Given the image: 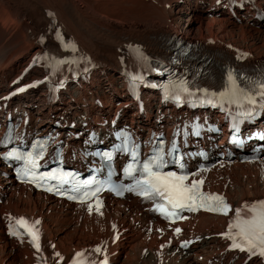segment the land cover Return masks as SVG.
<instances>
[{"label": "bare ground", "instance_id": "6f19581e", "mask_svg": "<svg viewBox=\"0 0 264 264\" xmlns=\"http://www.w3.org/2000/svg\"><path fill=\"white\" fill-rule=\"evenodd\" d=\"M225 1L0 0V106L30 104L40 122L37 126L52 122L50 104L37 108L36 94H32L46 78L47 70L42 68L48 62L40 61L46 48L43 41L51 50L58 49L60 40L74 45L75 51L65 47L63 58H77L76 71L91 66L88 74H79L75 81L68 80L74 75L73 66L63 67L69 84L64 95L81 119L86 104L93 117L97 111L110 114L117 101L114 112L122 116L131 112L133 106L124 93V87L131 85L127 72L134 66L130 54L141 51L156 59L171 37L198 43L190 36L230 43L238 38L242 47L202 42L198 48L208 60L206 68L221 85L225 57L244 53L264 62V20L250 17L255 15L252 6L264 15V0H237L249 4L233 16ZM184 16H188L185 21ZM191 16L196 26L180 25ZM19 88L25 93L16 96ZM147 94L145 109L150 111L156 96ZM143 122H148L147 117ZM196 177L205 191L227 197L234 206L264 199V151L253 161L220 160ZM0 199V264H67L75 251L97 248L111 264H262L244 253L228 252L229 242L223 235L227 223L222 217L199 213L170 226L153 218L147 208L107 196L99 212L93 207L89 212L88 205L68 204L16 184L1 162ZM18 218L39 221V252L30 237L13 239L6 234Z\"/></svg>", "mask_w": 264, "mask_h": 264}, {"label": "snow or ice", "instance_id": "6c2138e0", "mask_svg": "<svg viewBox=\"0 0 264 264\" xmlns=\"http://www.w3.org/2000/svg\"><path fill=\"white\" fill-rule=\"evenodd\" d=\"M51 15V14H50ZM59 35V34H58ZM66 47L72 48L75 51L74 45H66ZM67 61H59L58 63H66ZM245 77L234 73L229 70L227 73L225 90L219 93H211V96L217 97L218 100L223 103L236 104L240 107L243 103L255 106L260 103L264 106V79L257 83L256 91H249L241 87L238 84V80H243ZM23 91V89H21ZM183 91L187 92L186 87ZM206 95H208L205 90ZM257 96L260 100H257ZM178 98V97H177ZM213 103V101H207ZM249 111L247 115H251ZM8 158H15L17 160L26 159V163L31 169L38 167L37 159L32 156V153H28L27 157H22L19 153L12 151L8 153ZM135 160V154L133 155ZM166 167V162L163 160L161 154H157L151 158L148 162L142 165V168L137 169L135 164L129 165L128 174L132 175L134 172L139 173V179H135L132 186L123 188L117 192L118 195H122L123 192H136L145 198L162 200L164 203L159 205L158 210L170 217L179 218V211H197L203 209L217 214L228 215L232 211L231 207L227 204L222 196L217 194L205 193L201 190L203 181H193L191 184H186L188 179L186 175H178L176 172H164L163 168ZM24 175H28V169L24 170ZM58 176L54 172L44 173L40 176H36L35 172L29 177L30 181L33 180H53ZM62 178V177H61ZM92 181H84L83 185H89ZM51 191V189H48ZM77 187H73L72 191H78ZM85 192L79 197V202L84 203L87 199L96 197L97 192ZM75 197L69 196V199ZM100 210V202L97 201L96 211ZM92 211V205L89 204V212ZM29 223L25 218H18L15 220V225L24 229V232L31 237V242L37 252L40 251L39 244V231L36 229V224ZM178 234L180 229L175 230ZM10 234L19 236V232L15 227H10ZM226 239L231 241L232 249H239L240 251H247L249 258L253 256H260L264 258V201H257L252 204H245L241 208L235 209L234 217L229 221L228 229L223 234ZM183 246V245H182ZM94 251L99 252L97 248ZM72 264H85L84 253L78 252L75 254V258ZM106 264V262H105Z\"/></svg>", "mask_w": 264, "mask_h": 264}, {"label": "rangeland", "instance_id": "374dc122", "mask_svg": "<svg viewBox=\"0 0 264 264\" xmlns=\"http://www.w3.org/2000/svg\"><path fill=\"white\" fill-rule=\"evenodd\" d=\"M202 16H205V12H202V13H200ZM188 18V16H184L183 17V19H184V21L186 20ZM182 22L180 25H183V26H185V27H190V26H196V22H195V18H193V16H191V17H189V21H187V23L186 22ZM192 39H197L198 41H202V42H212V43H216V44H221V45H227V46H235L234 45V43L236 44V45H238L239 47H242L241 45H242V43H241V41L238 39V38H236L235 39V37L233 38V39H235L234 40V43H233V41H231V43H230V41L229 40H227V39H220V38H213V39H207V37L206 36H203V38H201V37H199L198 35L197 36H190ZM209 40V41H207V40ZM249 42H250V40H249ZM240 49V48H239ZM240 50H243V49H240ZM120 101V100H119ZM118 104V101L117 102H114V107H113V109H115L116 108V105ZM154 111V110H153ZM153 111H152V113H153ZM151 112V111H150Z\"/></svg>", "mask_w": 264, "mask_h": 264}]
</instances>
